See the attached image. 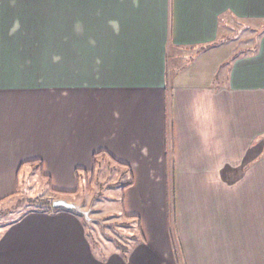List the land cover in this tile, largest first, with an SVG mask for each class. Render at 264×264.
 I'll return each instance as SVG.
<instances>
[{"label":"crops","instance_id":"1","mask_svg":"<svg viewBox=\"0 0 264 264\" xmlns=\"http://www.w3.org/2000/svg\"><path fill=\"white\" fill-rule=\"evenodd\" d=\"M226 12L264 0H0V201L32 167L78 195L100 157L142 238L98 257L80 216L32 209L0 226V264H264V31L182 60Z\"/></svg>","mask_w":264,"mask_h":264},{"label":"rangeland","instance_id":"2","mask_svg":"<svg viewBox=\"0 0 264 264\" xmlns=\"http://www.w3.org/2000/svg\"><path fill=\"white\" fill-rule=\"evenodd\" d=\"M56 2H62V0H56ZM74 15L71 16L72 26L76 22ZM223 23L224 27L221 30L223 37L219 40L220 43L206 45L204 49H202V46H197L187 51H181V53H185L184 55H188L187 57L182 55L184 65L188 66L190 63L195 62L200 55L197 53L207 51L214 46H228L232 49V55L244 54L247 48L255 44L258 32L264 28V18L261 17L226 19L223 20ZM58 26L59 29L62 28V24L55 27L57 28ZM65 39H68V37H65ZM51 43L62 45V36L52 37ZM248 53L250 52H246L245 54ZM72 55L75 57L76 54L72 53ZM53 57L55 58V56ZM214 57L217 60L219 56L214 55ZM188 73V71H183L176 78H183L184 81H187L189 77ZM189 79L191 81V77ZM111 166L115 167V164L111 161L101 160L99 157L95 164L93 176L87 175L84 170H79L76 174L78 195L66 194L64 197L61 195L67 200L82 203L81 205L85 208L91 206L92 211L90 215L95 220H92L89 224L84 222L85 231L92 245V250L98 257H100V253L102 252L104 254L105 252H118L123 257L124 255L119 251L120 244L127 246L129 250L137 241L136 237L139 235L135 223L130 222L128 224L121 214L122 187L128 180L127 172L126 170L122 172L120 170L117 171L116 168ZM27 168L28 166L24 167L23 170ZM35 169L36 167L31 168V176L25 175V172L22 171L19 177V191L17 194L14 197L0 201V226L18 219L25 210L47 208L46 204L41 205L37 203L47 199V194L52 188H50L49 180H43ZM50 193L49 199H54L53 197L58 198L57 196H59L54 190ZM80 217L82 218V216Z\"/></svg>","mask_w":264,"mask_h":264},{"label":"trees","instance_id":"3","mask_svg":"<svg viewBox=\"0 0 264 264\" xmlns=\"http://www.w3.org/2000/svg\"><path fill=\"white\" fill-rule=\"evenodd\" d=\"M231 14L229 13V12H226L225 14H224V16H222L221 15V17H220V35H219V37H218V39L216 40V42H213L212 44L213 45H215V44H217V43H220V39H222V31H221V29H223V27H224V23H223V20H226V19H228V20H230V19H233V18H235L234 16H232L231 15V17H229L228 18V16H230ZM245 21V20H244ZM227 22V21H226ZM264 31V28L263 29H261L259 32H258V35H260L262 32ZM212 44H207V46L208 45H212ZM203 48L202 49H204L205 48V46L206 45H201ZM255 49H256V46H251V47H249V48H247L246 49V52H250V53H252V52H254L255 51ZM245 52V53H246ZM244 53V54H245ZM240 54H235L234 56H233V58H235V57H237V56H239ZM113 161L115 162V163H118V164H121L120 162H117L116 160H114L113 159ZM33 163H35L36 164V162H35V160L34 161H32ZM39 163V162H38ZM38 165V164H37ZM37 165H34V166H37ZM122 165V164H121ZM94 171H95V166H94V168L91 170V172L90 173H87V175L88 174H90L91 176H93V174H94ZM131 182H127V183H125L124 185H123V187L124 186H126V185H128V184H130ZM53 190V189H52ZM51 200L52 199H44V201H40V202H38L37 204H41V205H44V204H46V206H47V210H48V212H53V211H58V210H60V209H53V208H51ZM32 209H29V210H25L24 211V213L22 214V215H24L26 212H28V211H31ZM73 213V212H72ZM73 214H76V213H73ZM21 215V216H22ZM78 216H80L79 214H77ZM21 216L19 217V218H21ZM123 217H124V219L127 221V223L129 224L130 223V218L128 217V216H126V215H123ZM18 218V219H19ZM135 227H136V229L138 230V224H137V222L135 223ZM138 233H139V231H138ZM132 237H136V236H132ZM137 239H142L141 238V235H140V233H139V235H138V237H136ZM92 240V239H91ZM121 246L119 247V251H120V253L122 254V255H124L123 257H125V253L128 251V248H127V246H125V245H122V244H120Z\"/></svg>","mask_w":264,"mask_h":264},{"label":"water","instance_id":"4","mask_svg":"<svg viewBox=\"0 0 264 264\" xmlns=\"http://www.w3.org/2000/svg\"><path fill=\"white\" fill-rule=\"evenodd\" d=\"M51 208L53 209H63L70 211L82 216V220L89 224L92 220H95L90 214L92 211L91 206L83 207L80 203L67 200L63 197L54 198L51 200Z\"/></svg>","mask_w":264,"mask_h":264}]
</instances>
